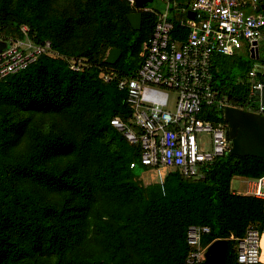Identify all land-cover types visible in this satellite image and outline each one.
Instances as JSON below:
<instances>
[{
  "label": "trees",
  "instance_id": "16d2710c",
  "mask_svg": "<svg viewBox=\"0 0 264 264\" xmlns=\"http://www.w3.org/2000/svg\"><path fill=\"white\" fill-rule=\"evenodd\" d=\"M150 10L160 12L142 10L133 31L127 15L138 9L128 0H0L3 40L50 44V53L0 81V264H186L190 225L209 228L203 247L227 240L226 264H239L236 239L249 226L262 230L263 202L231 182L263 176V158L228 153L197 180L169 171L162 194L140 179L152 170L140 143L112 126L118 118L140 133L117 83L143 62L157 20ZM171 22L173 38L186 35ZM110 48L121 51L112 66L103 62ZM71 59L85 66L72 72ZM237 62L213 56L212 90L217 101L254 110L252 60ZM256 80L264 84V75ZM201 116L226 125L217 104Z\"/></svg>",
  "mask_w": 264,
  "mask_h": 264
},
{
  "label": "built area",
  "instance_id": "2783aa9c",
  "mask_svg": "<svg viewBox=\"0 0 264 264\" xmlns=\"http://www.w3.org/2000/svg\"><path fill=\"white\" fill-rule=\"evenodd\" d=\"M128 1L134 5L133 0ZM164 2L163 11L150 10L157 20L141 53L142 64L133 77L117 83L119 90L126 91V103L140 133L118 118L111 120L130 144L140 143L141 162L157 171L162 194L167 172L176 170L184 178L201 179L203 166L230 153L227 124L214 125L201 116L208 106L217 104L223 111L228 106L217 101L212 90V58L216 54L233 56L240 49L248 50L249 56L256 55L258 42L264 36V0H188L194 18L180 20L181 27L187 30L182 40L172 36L175 0ZM0 40H3L1 33ZM7 43V48L0 52V81L50 53L49 42L41 46L29 40ZM67 63L72 72L85 66L82 60L71 59ZM100 77L106 82L113 79L108 73ZM248 82L252 103L256 105L248 111L264 115L257 94L264 84L256 80L253 70L248 73ZM169 92L175 96L172 111L167 109ZM203 135L208 136L206 147ZM244 195L261 200L264 208V175L245 180ZM208 233L209 228L204 226L187 228L186 242L191 250L186 264H204L207 246L203 247L201 240ZM263 237L264 225L261 231L249 226L244 236L236 239L239 264H261Z\"/></svg>",
  "mask_w": 264,
  "mask_h": 264
},
{
  "label": "water",
  "instance_id": "95a60500",
  "mask_svg": "<svg viewBox=\"0 0 264 264\" xmlns=\"http://www.w3.org/2000/svg\"><path fill=\"white\" fill-rule=\"evenodd\" d=\"M138 9L127 15V20L133 31L141 30L142 10L150 8L155 0H133ZM193 19L194 12H188ZM256 45V44H255ZM8 43L0 40V52L6 49ZM251 54V58H258V53ZM121 56L116 48L107 50L103 62L115 65ZM260 104L264 106V87L257 93ZM224 121L227 124V138L231 143L230 154L236 157H255L264 159V115L245 111L239 108L226 106L223 111ZM228 241L218 239L211 242L205 251L204 264H226Z\"/></svg>",
  "mask_w": 264,
  "mask_h": 264
},
{
  "label": "rangeland",
  "instance_id": "374dc122",
  "mask_svg": "<svg viewBox=\"0 0 264 264\" xmlns=\"http://www.w3.org/2000/svg\"><path fill=\"white\" fill-rule=\"evenodd\" d=\"M152 8L158 10V11H163L165 7V2L164 0H155L153 5L151 6ZM235 59L238 61L237 64H235V67L242 63L245 60H252V68L255 72L264 75V38L263 40L261 39L258 42V58L252 59L249 54L248 50L240 49L237 54H235ZM238 67V66H237ZM174 100L175 96L171 92H169V100H168V110L172 111L174 107ZM202 143L203 146L206 147L208 143V136L203 135L202 136ZM142 183L144 185H151L154 183H158L159 177L157 171L150 170L148 172H144L141 175ZM231 190H233L236 193H244L245 191V180L242 178H234L231 182Z\"/></svg>",
  "mask_w": 264,
  "mask_h": 264
},
{
  "label": "crops",
  "instance_id": "0c3cea01",
  "mask_svg": "<svg viewBox=\"0 0 264 264\" xmlns=\"http://www.w3.org/2000/svg\"><path fill=\"white\" fill-rule=\"evenodd\" d=\"M175 5H176L175 7L177 9L176 10L174 9V11L172 13V17L174 19H177L178 21L184 19V17H188V19H191L188 16V12H190L188 0H175ZM246 11H249V10L246 9ZM185 36L186 35L184 33V35H182L180 37V40L184 39ZM263 38H264V36L262 37V40H263ZM238 194L244 195V193H238ZM261 264H264V237L262 238V241H261Z\"/></svg>",
  "mask_w": 264,
  "mask_h": 264
}]
</instances>
